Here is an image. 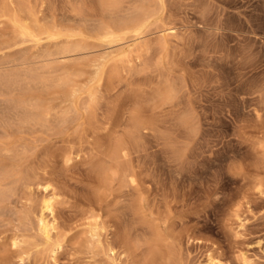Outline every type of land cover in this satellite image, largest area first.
<instances>
[{
	"label": "rangeland",
	"instance_id": "1",
	"mask_svg": "<svg viewBox=\"0 0 264 264\" xmlns=\"http://www.w3.org/2000/svg\"><path fill=\"white\" fill-rule=\"evenodd\" d=\"M36 3L88 35L102 18L97 0ZM163 5L161 28L108 71L82 130L21 135L32 140L22 162L32 184L0 215V264H264V0ZM168 80L177 96L167 102ZM43 192L56 197L55 253L32 222Z\"/></svg>",
	"mask_w": 264,
	"mask_h": 264
},
{
	"label": "bare ground",
	"instance_id": "2",
	"mask_svg": "<svg viewBox=\"0 0 264 264\" xmlns=\"http://www.w3.org/2000/svg\"><path fill=\"white\" fill-rule=\"evenodd\" d=\"M25 1L0 0L1 216L9 212V210L11 212L8 206L12 199L20 201V188H29L27 187L29 183L32 184V182L27 183L25 181L23 178L24 170H22V162L32 149L30 144L32 140L27 142L23 136L26 135L27 137V135L38 133L44 135L64 134L70 131L77 133L79 132L78 130H82V124L87 120L85 118L92 115L96 107L98 108L103 88L102 84L108 71H114L119 63L126 62L129 55L140 46L141 41L150 34L149 32H152V28L154 30L161 28V21L157 19V16L162 7L165 6L163 5L164 0H97V6L102 18L93 28L92 33L88 35L85 32L88 28L82 30L63 26L60 23L59 25L58 22H61L63 17H60L62 20L58 18L56 23L54 16L51 17L52 14H49L53 10L51 9L48 12L51 16L46 15L44 12L48 11V9L45 11L41 9L43 7L42 3L40 7L36 0ZM78 10L80 11L81 9ZM90 38L93 40H90ZM26 44H30L31 46H29L33 48H29V50L33 51L35 47L39 50L36 48L37 52L32 54H30L31 50L29 54H26L25 51V53H22ZM156 44L161 50L166 47V42L161 36ZM43 46L45 48L42 49L41 47ZM104 47H106V50L100 49ZM13 49L17 50H14V53H10ZM147 49L149 50L150 48L145 50ZM165 83L167 86L160 96L168 102L177 96L175 94L176 85L173 83L175 85L173 86L169 80ZM137 113L140 112L137 110ZM185 118L190 120L189 117ZM137 119L134 120V125L139 124ZM140 124L142 125V123ZM113 149L116 150L117 148ZM121 169L119 170L120 175H118L123 180H128L132 185L135 182L133 174L126 170L121 171ZM116 173L118 172L116 171ZM43 191L46 192L47 187ZM55 198L52 192L51 194L45 193L40 202L39 212L35 219L32 220L34 225L37 226V236L41 239L44 246L52 248V253H55L58 246L57 242L55 243L53 240L52 233L55 230ZM29 215L28 213L27 215L26 213H20L19 218H23L25 224L29 225L28 219L29 223L25 220L27 216L29 219L30 217L33 218ZM35 220L36 222H34ZM101 229L98 224H95L89 230V237L93 246H102L99 232ZM17 241L24 243L26 240L18 239ZM108 250L113 252L114 249L108 244ZM21 255V262L24 263L28 256L26 252H22ZM111 259L115 261L114 257ZM209 262L211 264H220L211 257H209Z\"/></svg>",
	"mask_w": 264,
	"mask_h": 264
}]
</instances>
